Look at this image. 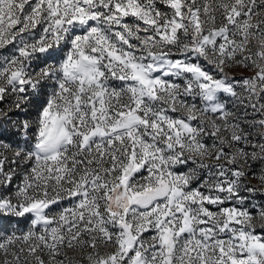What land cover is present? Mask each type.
I'll return each instance as SVG.
<instances>
[{
	"label": "snow or ice",
	"instance_id": "obj_1",
	"mask_svg": "<svg viewBox=\"0 0 264 264\" xmlns=\"http://www.w3.org/2000/svg\"><path fill=\"white\" fill-rule=\"evenodd\" d=\"M0 264H264V0H0Z\"/></svg>",
	"mask_w": 264,
	"mask_h": 264
},
{
	"label": "rangeland",
	"instance_id": "obj_2",
	"mask_svg": "<svg viewBox=\"0 0 264 264\" xmlns=\"http://www.w3.org/2000/svg\"><path fill=\"white\" fill-rule=\"evenodd\" d=\"M253 182H255V181H253Z\"/></svg>",
	"mask_w": 264,
	"mask_h": 264
}]
</instances>
